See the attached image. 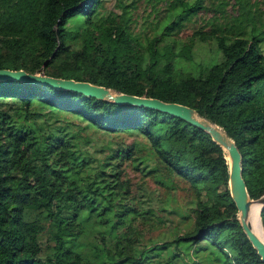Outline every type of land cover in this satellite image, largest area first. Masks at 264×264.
<instances>
[{
	"label": "trees",
	"instance_id": "trees-1",
	"mask_svg": "<svg viewBox=\"0 0 264 264\" xmlns=\"http://www.w3.org/2000/svg\"><path fill=\"white\" fill-rule=\"evenodd\" d=\"M227 3L165 0L164 18L148 33L134 31L123 11L95 20L99 0H0V68L190 106L233 140L246 192L255 199L264 194L259 0H232L236 13L228 29L210 23L177 35L198 12H223ZM209 39L220 52L217 62L196 73L174 71L175 58L191 60L195 41ZM99 133L132 138L112 145L109 138L89 151L84 145ZM224 156L208 132L176 115L0 80V264H153L152 252L168 244L182 252L194 245L192 264H264L239 225ZM126 164L164 187L181 179L194 198L191 221L179 234L136 254L125 232L133 208L120 201L129 191ZM89 218L92 226H108L113 239L82 243L78 235ZM259 222L264 235V203ZM169 256L156 264H174Z\"/></svg>",
	"mask_w": 264,
	"mask_h": 264
},
{
	"label": "rangeland",
	"instance_id": "rangeland-1",
	"mask_svg": "<svg viewBox=\"0 0 264 264\" xmlns=\"http://www.w3.org/2000/svg\"><path fill=\"white\" fill-rule=\"evenodd\" d=\"M129 1L99 0L93 18L98 21L104 19L110 13L119 14L123 11V14L129 17L130 27L134 31L148 33L151 32L152 28L157 27V24L164 18L162 11L165 9V0H150V2L136 0L135 7L124 6ZM151 1L155 2L153 6ZM257 6L258 18L256 23L258 29L263 30L262 34H260L263 37L260 47L264 55V15L262 14L264 10L260 0ZM235 13L232 0H228L223 12L205 10L195 14L184 23L177 35H188L193 29L198 27L208 29L210 23L226 28L232 23V16ZM227 32L233 33L234 31L227 30ZM220 57V52L212 40L195 41L192 47L191 60L175 58L173 61L174 71L188 70L196 73L201 67L217 62ZM96 136H98L97 139L91 141L92 143L89 142L84 145L89 151L97 152L101 143L103 144L109 138L112 141L111 145L115 140L119 141L122 139L123 142L127 143L132 138V136L126 134L114 135L113 138L111 135H105L104 133H99ZM123 176L129 182V191L123 197H120V201L126 202L127 205H131L133 208L125 232L130 237V248L135 254L138 249L148 247L156 241L161 243L162 241L170 240L184 229L187 222L191 221L194 198L185 181L172 178L174 188L164 187L155 183L149 176L141 175L128 164L124 166ZM92 223V218L83 221V232L78 235L82 243L86 244L98 240L107 242V240L111 241L115 236L116 233L109 237L108 226L99 224L92 226ZM120 228L121 226L117 228V233ZM174 245H166V248L159 250V254L152 252L151 259L153 264H156L159 258L160 261L165 260L170 254L173 257L172 261L174 264H192L191 260L195 258L193 254L194 245H190L184 252L180 250L179 246ZM201 261L199 264H212V262H207L206 260Z\"/></svg>",
	"mask_w": 264,
	"mask_h": 264
},
{
	"label": "water",
	"instance_id": "water-1",
	"mask_svg": "<svg viewBox=\"0 0 264 264\" xmlns=\"http://www.w3.org/2000/svg\"><path fill=\"white\" fill-rule=\"evenodd\" d=\"M4 79H17L29 82L44 83L55 88L69 89L116 103H128L155 108L160 111L181 117L189 123L208 132L211 139H213L221 147L222 151L223 149H226L227 151L229 158L228 161L226 160L228 169L227 185L229 195L235 204L237 210V219L241 230L244 232L251 246L259 255L260 260L264 263V242L256 236L246 221L249 203L251 201L258 202L260 209L261 205L264 203V194L255 199L249 198L243 178L241 176L240 153L233 140L227 136L220 126L199 116L190 106L172 101H163L155 97L118 92L109 87L84 80L55 77L41 72L31 73L23 69L0 68V80Z\"/></svg>",
	"mask_w": 264,
	"mask_h": 264
},
{
	"label": "bare ground",
	"instance_id": "bare-ground-1",
	"mask_svg": "<svg viewBox=\"0 0 264 264\" xmlns=\"http://www.w3.org/2000/svg\"><path fill=\"white\" fill-rule=\"evenodd\" d=\"M223 152L225 153V157L228 158L226 149H223ZM258 211L259 203L256 201H251L249 203L246 221L248 222L251 230L256 234V236L264 242V235L260 226Z\"/></svg>",
	"mask_w": 264,
	"mask_h": 264
}]
</instances>
